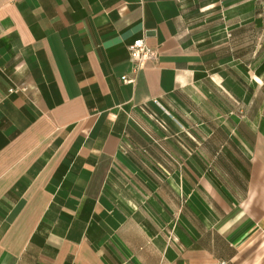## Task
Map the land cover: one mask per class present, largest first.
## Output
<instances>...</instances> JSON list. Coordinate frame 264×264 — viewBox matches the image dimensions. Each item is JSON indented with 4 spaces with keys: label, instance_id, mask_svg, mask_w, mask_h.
Wrapping results in <instances>:
<instances>
[{
    "label": "crops",
    "instance_id": "1",
    "mask_svg": "<svg viewBox=\"0 0 264 264\" xmlns=\"http://www.w3.org/2000/svg\"><path fill=\"white\" fill-rule=\"evenodd\" d=\"M0 264H264V0H0Z\"/></svg>",
    "mask_w": 264,
    "mask_h": 264
},
{
    "label": "built area",
    "instance_id": "2",
    "mask_svg": "<svg viewBox=\"0 0 264 264\" xmlns=\"http://www.w3.org/2000/svg\"><path fill=\"white\" fill-rule=\"evenodd\" d=\"M130 60L133 63V73L137 74L143 70L149 62L156 61L158 59V53L151 49L146 42V39H138L131 46H129ZM124 82H129L128 77L123 78ZM20 91H26V88H14L10 90V93H18Z\"/></svg>",
    "mask_w": 264,
    "mask_h": 264
}]
</instances>
